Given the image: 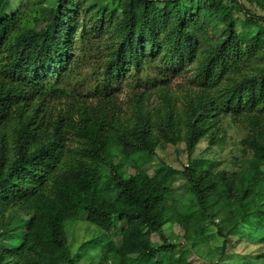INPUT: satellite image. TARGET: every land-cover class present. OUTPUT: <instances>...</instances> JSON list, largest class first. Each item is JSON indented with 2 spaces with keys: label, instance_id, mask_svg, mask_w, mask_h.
<instances>
[{
  "label": "trees",
  "instance_id": "obj_1",
  "mask_svg": "<svg viewBox=\"0 0 264 264\" xmlns=\"http://www.w3.org/2000/svg\"><path fill=\"white\" fill-rule=\"evenodd\" d=\"M13 1L0 0V264H76L65 227L82 216L97 264H192L207 221L221 238L209 264L239 228L264 264V0ZM231 128L229 164L193 155ZM179 143L181 168L134 159ZM176 175L173 238L157 208Z\"/></svg>",
  "mask_w": 264,
  "mask_h": 264
},
{
  "label": "rangeland",
  "instance_id": "obj_2",
  "mask_svg": "<svg viewBox=\"0 0 264 264\" xmlns=\"http://www.w3.org/2000/svg\"><path fill=\"white\" fill-rule=\"evenodd\" d=\"M33 0H23L22 9L26 10L28 6L32 4ZM20 0L13 1L9 7V12L16 13L19 7ZM249 7V6H248ZM255 13H262L255 6H250ZM237 19H242L243 15L240 13L234 14ZM237 29L239 30V24L237 23ZM160 58V57H159ZM132 73V72H131ZM185 77H178L171 84L176 83L182 85ZM121 78L119 79V81ZM154 101V98L151 99ZM155 103V102H154ZM153 103V104H154ZM243 136L242 130L239 128H231L227 131V137L222 145L208 146L206 140H201L194 151V156L199 154L203 155L205 159H211L218 162V167L222 168L229 164L234 155L238 154L237 142ZM134 159L137 164L147 173L152 174L154 167L158 166L161 161H164L167 165L175 168H181L186 163V153L183 150V144L179 143L178 148L171 144H165L159 146L156 149L155 156L151 159L142 154L134 155ZM132 168L129 166L128 170ZM184 180L176 175L174 181L169 185L171 189V196L168 199L166 206H159L157 212L159 214L167 213V223L163 226V234L167 237L173 238L182 236L183 228L177 223L172 224L174 208L173 202L182 200L185 194L186 186ZM203 236L200 242L196 245V248L189 254V261L192 264H209L210 261L215 259V255L221 243V238L216 235V230L210 222H202ZM69 249L72 254L77 256L76 264H97L102 252V246H98L93 242L94 236L99 234V229L94 225L88 223L84 217H80L79 220L70 222L65 227ZM259 234L254 232L251 235H247L244 228H239L236 232V236L230 238L226 247V256L220 261L219 264H261L262 260L256 258V251L258 244H256ZM153 241H159L157 234H152ZM181 241V239H179Z\"/></svg>",
  "mask_w": 264,
  "mask_h": 264
}]
</instances>
